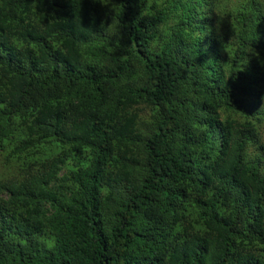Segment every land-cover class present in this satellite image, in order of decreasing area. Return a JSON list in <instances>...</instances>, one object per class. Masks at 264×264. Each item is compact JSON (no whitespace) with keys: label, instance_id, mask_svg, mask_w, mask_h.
Segmentation results:
<instances>
[{"label":"trees","instance_id":"obj_1","mask_svg":"<svg viewBox=\"0 0 264 264\" xmlns=\"http://www.w3.org/2000/svg\"><path fill=\"white\" fill-rule=\"evenodd\" d=\"M0 264H264V0H0Z\"/></svg>","mask_w":264,"mask_h":264}]
</instances>
